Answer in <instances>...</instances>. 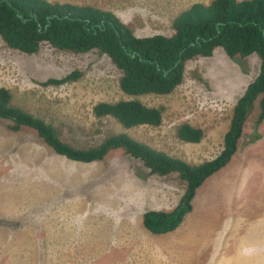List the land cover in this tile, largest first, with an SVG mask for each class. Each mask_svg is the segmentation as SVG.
<instances>
[{"label": "rangeland", "instance_id": "obj_1", "mask_svg": "<svg viewBox=\"0 0 264 264\" xmlns=\"http://www.w3.org/2000/svg\"><path fill=\"white\" fill-rule=\"evenodd\" d=\"M49 1L112 10L146 36L173 34L179 13L212 0ZM260 65L255 52L232 57L223 47L190 59L183 83L171 94L138 97L161 107L163 122L126 130L93 113L100 101L129 98L120 88L122 71L107 54L76 53L47 42L28 54L0 35V86L11 90L15 105L53 123L68 142L90 147L127 131L197 164L223 149L233 108ZM76 69L83 72L77 81L44 84ZM258 112L256 105L230 162L202 184L195 208L177 229L162 234L139 229L147 230L135 214L158 207L150 203L157 191L170 188L172 197L183 191L186 181L178 172L151 174L122 149L99 161H73L34 129L12 131L0 118V264H264V120L256 127ZM185 122L205 130L200 143L178 137Z\"/></svg>", "mask_w": 264, "mask_h": 264}, {"label": "trees", "instance_id": "obj_2", "mask_svg": "<svg viewBox=\"0 0 264 264\" xmlns=\"http://www.w3.org/2000/svg\"><path fill=\"white\" fill-rule=\"evenodd\" d=\"M174 32L139 36L112 10L95 5L49 0H0V35L19 51L33 54L45 42L76 53L94 49L107 54L122 71L121 90L129 98L100 101L93 106L97 118H113L131 129L142 125L159 126L163 109L143 102L139 96L171 94L185 78L186 63L198 56L209 57L217 47L229 56L257 53L261 58L259 74L237 100L224 145L220 153L207 161L188 160L140 141L127 131L110 134L97 145L78 147L62 137L51 122L13 103V94L0 86V118L9 121V129H34L53 150L73 161L90 163L105 159L114 150L142 160L151 174L166 176L178 172L186 189L171 211L151 210L143 216L144 226L162 234L177 229L193 210L198 189L215 172L226 166L238 149L245 125L258 106L256 127L264 120V0H212L196 2L173 20ZM73 70L61 78H50L45 85H61L81 78ZM178 137L200 143L202 127L185 122ZM259 134H256V138Z\"/></svg>", "mask_w": 264, "mask_h": 264}, {"label": "crops", "instance_id": "obj_3", "mask_svg": "<svg viewBox=\"0 0 264 264\" xmlns=\"http://www.w3.org/2000/svg\"><path fill=\"white\" fill-rule=\"evenodd\" d=\"M248 86V85H247ZM240 98V97H239ZM244 134H245V131H244ZM244 136V135H243ZM240 143V142H239ZM176 156V155H175ZM178 157H181V158H183V159H186V158H184V157H182V156H178ZM216 157V156H215ZM187 160V159H186ZM208 160H210V159H208ZM188 161L190 162V163H193V164H197V163H194V162H192V161H190L189 159H188ZM172 175H173V173H172ZM182 184V183H181ZM174 188H176L175 186H174ZM185 189H186V185L184 184V189H183V191H180L179 192V190L178 191H176L177 193H176V196H171L170 195V188H164L162 191H157L156 193H157V195H156V197H155V199L156 200H151L150 201V203L151 204H156L158 207H153V208H150V209H148V210H141V211H139V212H137L135 215H136V217H138L139 219L140 218H142V221H143V216H144V214H145V212H147V211H151V210H162V211H171V210H173L177 205H178V203H179V201H180V199H181V197H182V195L184 194V192H185ZM200 189H201V187L198 189V191H197V193H196V196H195V198H194V200H193V207L195 208V206H196V202L197 201H199V192H200ZM189 214V213H188ZM132 222H133V224L135 225V220L134 219H132ZM139 228V227H138ZM139 229H141L142 231H149L148 229L146 230L145 228H139ZM131 230L134 232L135 230L134 229H132L131 228ZM125 231H124V229H123V231H122V233H124ZM245 238V237H244ZM154 240H155V238H154ZM142 248H144V247H142ZM155 249H157L156 248V246L154 247V250H151V251H155ZM142 250V253H144L143 251L145 250V249H141ZM141 252V251H140ZM149 253L150 252H148L147 250H146V254H148L149 255ZM155 253V252H154Z\"/></svg>", "mask_w": 264, "mask_h": 264}]
</instances>
